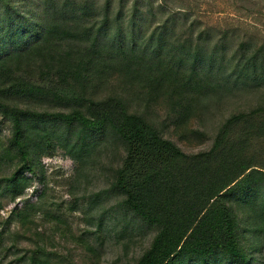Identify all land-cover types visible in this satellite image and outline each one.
Masks as SVG:
<instances>
[{"label":"trees","instance_id":"trees-1","mask_svg":"<svg viewBox=\"0 0 264 264\" xmlns=\"http://www.w3.org/2000/svg\"><path fill=\"white\" fill-rule=\"evenodd\" d=\"M109 8L65 0L41 29L0 25V117L18 163L2 181L22 194L24 174L40 166L37 145H57L79 170L110 150L121 158L91 201L115 200L109 221L152 234L135 264H252L247 236L264 247V171L246 153L264 138V45L241 42L225 69L202 33L168 42L162 24L123 43ZM218 92L256 100L221 123L207 150L185 153L168 136H185ZM38 251L29 264H52Z\"/></svg>","mask_w":264,"mask_h":264},{"label":"rangeland","instance_id":"rangeland-1","mask_svg":"<svg viewBox=\"0 0 264 264\" xmlns=\"http://www.w3.org/2000/svg\"><path fill=\"white\" fill-rule=\"evenodd\" d=\"M86 1L101 12L107 0ZM63 2L0 0V25L32 24L41 29L50 19L52 8L59 9ZM109 3L111 31L117 29L123 43L134 39L141 42L162 24H166L168 42L186 41L202 33L205 51L216 45L217 54L222 58L225 55V69L237 61L236 50L241 42H249L254 48L264 45V0H109ZM129 22L135 23L136 29L130 30ZM34 81L38 84L39 78ZM255 100L237 92L215 93L209 96V109L192 120L185 136L178 132L168 137L187 154L207 150L221 123L237 110H249ZM10 136L9 123L0 117V264H29L31 256H41L39 249L52 264H135L148 248L152 234L130 229L124 232L121 223L109 221L115 200L101 205L91 201L93 194L108 187L110 167L118 165L120 154L110 150L97 152L98 159L79 170L78 162L57 145H35L39 169L24 174L23 192L13 198L12 190L2 181L18 166L9 147ZM246 155L264 171V138L254 140ZM28 204L33 208L19 215ZM102 215L104 221L99 230L97 221ZM247 238L251 263L264 264V247L252 235Z\"/></svg>","mask_w":264,"mask_h":264}]
</instances>
